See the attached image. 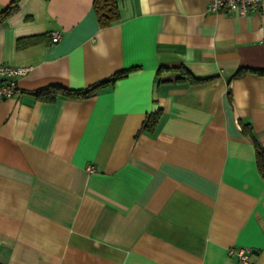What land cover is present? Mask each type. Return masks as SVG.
Instances as JSON below:
<instances>
[{
  "label": "crops",
  "instance_id": "1",
  "mask_svg": "<svg viewBox=\"0 0 264 264\" xmlns=\"http://www.w3.org/2000/svg\"><path fill=\"white\" fill-rule=\"evenodd\" d=\"M117 1L108 26L93 0L0 16V64L28 67L0 100V262L264 264V73L232 77L264 70V3ZM128 68L89 96L36 94Z\"/></svg>",
  "mask_w": 264,
  "mask_h": 264
},
{
  "label": "trees",
  "instance_id": "2",
  "mask_svg": "<svg viewBox=\"0 0 264 264\" xmlns=\"http://www.w3.org/2000/svg\"><path fill=\"white\" fill-rule=\"evenodd\" d=\"M92 4H93V8H94V11L97 15L98 23L100 26H108L113 21L118 19L119 10H118V1L117 0H93ZM16 9H17V0H12L10 2V4L2 10V12L0 13V16L5 17V16L13 13ZM170 68L171 69H179L183 73H185V70L183 69L182 66H174V67H170ZM129 69L130 68L120 70V71H116L109 78H106L104 80L96 82V83H94V84H92L86 88H83V89L69 90L66 88L53 86L51 88L40 89V90L36 91V94L43 100H51L56 96L57 93L66 94V95H75V96H80V97L89 96L96 90V88L103 86V85H107L109 83H112L118 78L124 77L127 74ZM248 71L256 72V73H264V70H261V69L243 68L242 67V68H239L233 74L232 77H236V78L242 77ZM196 80H198V79L190 78V81H196ZM158 116H159V110H157L153 113H150L147 116L146 120H144L143 127L144 128L147 127V128L151 129L152 126H154V124L158 120ZM242 129L245 132L250 133L252 139L255 141V137L253 136L252 132H250L251 131L250 125L248 123H242ZM256 145H257V149H256L257 163H258L260 170L262 172H264V150L261 149L257 143H256ZM0 264H2V263L0 262Z\"/></svg>",
  "mask_w": 264,
  "mask_h": 264
},
{
  "label": "built area",
  "instance_id": "3",
  "mask_svg": "<svg viewBox=\"0 0 264 264\" xmlns=\"http://www.w3.org/2000/svg\"><path fill=\"white\" fill-rule=\"evenodd\" d=\"M264 0H209L207 10L209 11H227L245 14L249 11H255L262 7ZM59 39L58 32L52 33V41ZM28 70L26 66H13L10 64H0V100L10 98H20L23 89L18 84L20 76ZM88 171H93L92 166L87 167ZM232 252V251H231ZM239 264H250L246 250L238 251Z\"/></svg>",
  "mask_w": 264,
  "mask_h": 264
}]
</instances>
